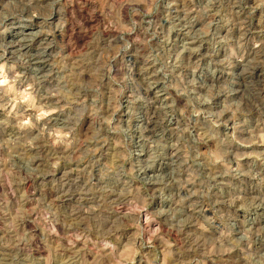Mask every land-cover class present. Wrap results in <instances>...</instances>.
<instances>
[{"label":"rangeland","instance_id":"374dc122","mask_svg":"<svg viewBox=\"0 0 264 264\" xmlns=\"http://www.w3.org/2000/svg\"><path fill=\"white\" fill-rule=\"evenodd\" d=\"M0 40V264H264V0H0Z\"/></svg>","mask_w":264,"mask_h":264},{"label":"bare ground","instance_id":"6f19581e","mask_svg":"<svg viewBox=\"0 0 264 264\" xmlns=\"http://www.w3.org/2000/svg\"><path fill=\"white\" fill-rule=\"evenodd\" d=\"M39 7V6H38ZM19 20V19H18ZM35 20H37V19H35ZM14 21V20H13ZM19 24V23H18ZM11 25V24H10ZM32 26H26V29H24L23 31H17V32H12L13 34H12V41L10 42V46H9V48L8 49H10V52L12 53V52H16V51H12L14 48H16V47H19V45L21 44V46L20 47H22V48H24V49H26V48H28V49H30V48H33V44H34V42H36L37 41V39L39 38V36H40V33H39V31H38V33H34V32H31V30H29L30 28H31ZM43 27V26H42ZM41 27V28H42ZM25 28V27H24ZM10 29V28H9ZM30 31V32H29ZM40 32H42V31H40ZM42 39V38H41ZM1 41V40H0ZM7 41V40H6ZM39 44V43H38ZM49 44L50 43H45V45H47V46H44V47H46V50H44V51H41V53H36L35 55H32L31 56V58H30V62H31V64H33V65H35L36 67H38L41 71H45L46 70V68L48 67V65H49V55H48V52H46L48 49H49ZM41 45V44H40ZM43 46V45H42ZM51 46V45H50ZM21 48V49H22ZM21 49H19V50H21ZM45 49V48H44ZM15 50V49H14ZM41 50V49H40ZM5 51H7V48H6V50ZM4 51V53H6ZM24 51V50H23ZM26 51H27V49H26ZM39 52V51H38ZM51 52V51H50ZM17 53V52H16ZM25 53V51L23 52V54ZM29 53V52H28ZM13 54V53H12ZM6 55V54H5ZM21 55V54H20ZM25 55H26V53H25ZM24 55V56H25ZM10 56V55H9ZM8 56V57H9ZM15 56V55H14ZM23 56V55H22ZM15 57H17V56H15ZM8 59V58H7ZM13 59H14V57H13ZM18 59V58H17ZM29 59V58H28ZM10 60H12V59H10ZM14 61V60H13ZM15 61H16V59H15ZM14 61V62H15ZM5 62V61H4ZM7 62V61H6ZM12 62V61H11ZM24 62H26V60L24 61ZM28 63V62H27ZM26 64H24V66H25ZM29 65V64H28ZM28 67H30V66H28ZM34 69H35V67H34ZM36 70V69H35ZM32 71V70H31ZM38 71V70H37ZM48 72V71H47ZM37 73V72H36ZM259 78V77H258ZM218 80V79H217ZM219 80H221V79H219ZM258 83V82H257ZM242 86V85H241ZM152 108V107H151ZM149 109V108H148ZM154 109V108H153ZM157 111V110H156ZM148 123H150L151 125L154 123V119H149V122ZM259 130V129H258ZM247 148V147H246ZM160 163V162H159ZM163 168V167H162Z\"/></svg>","mask_w":264,"mask_h":264}]
</instances>
